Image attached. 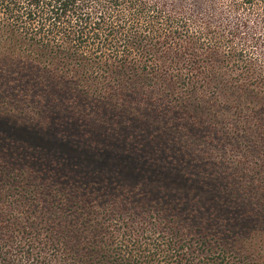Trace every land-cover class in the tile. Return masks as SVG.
I'll list each match as a JSON object with an SVG mask.
<instances>
[{
    "label": "trees",
    "instance_id": "obj_1",
    "mask_svg": "<svg viewBox=\"0 0 264 264\" xmlns=\"http://www.w3.org/2000/svg\"><path fill=\"white\" fill-rule=\"evenodd\" d=\"M223 1L264 21V0H0V69L29 73L1 80L44 87L47 123L29 127L97 159L80 160L95 180L54 169L63 207L27 187L18 214L0 202V264H264V42L220 25ZM226 144L227 176L209 150ZM127 205L153 212L124 225Z\"/></svg>",
    "mask_w": 264,
    "mask_h": 264
},
{
    "label": "rangeland",
    "instance_id": "obj_2",
    "mask_svg": "<svg viewBox=\"0 0 264 264\" xmlns=\"http://www.w3.org/2000/svg\"><path fill=\"white\" fill-rule=\"evenodd\" d=\"M167 3H171V1H167ZM193 3V1H184L183 8L189 11L192 9ZM219 4L221 12L217 15V18H219L220 25L226 28L230 26V28H233L236 27L235 25H239V23L242 24V22L246 20L247 22L245 23V27L241 30L242 38L247 39L252 35L253 37H259V39L264 42V21L260 22L253 15H246L245 12H239L238 14L231 13V11L226 8V1H223V3L220 2ZM256 53L259 54L260 52L256 51ZM1 69L0 76L6 74L14 75L17 73V75L14 77L19 80L29 74L26 69H22L21 71L15 69L6 71ZM12 82L13 81L7 83L0 78V202H3L4 205H6V207H0L6 211L14 212L15 214L23 211V209L28 206L24 200L32 198L31 193H27L24 187L35 190V192L39 194L38 197L44 198V201H50V205L53 203L51 198L53 199L54 196H57V198L54 200L56 202L55 204H61L59 207H63V203L59 200H63L64 197H62V192L59 191H62L64 188L56 184L57 180L53 182L50 181L51 176L56 175L54 173V169L57 168L59 164H62V166H69L70 164H73L74 166H72L76 167V170H81L80 174H82V176L79 177L88 178L92 176L94 178L91 180H95L96 176L94 175L92 168L81 169L80 160L86 162L85 165L89 167L91 163H94L97 161V159H91V155H89L87 151L78 150L75 139H72V141L76 143V148L70 147L67 144L56 143L57 141H54L48 135L39 134L32 130L29 125H45L47 123L48 114L46 113L47 110L45 109V98L43 95H41V91H44V87L38 85L32 91V88L29 85L22 83L26 93H23L21 96H16V94L19 93V90L16 89L20 83L15 82V84H12ZM12 93H15V95L13 96ZM36 94H38V96L34 97ZM68 106L75 108L77 104L70 102ZM65 122H68V120H58L57 124H62ZM63 134L69 138L65 132ZM241 141H245V139L241 138ZM217 148V145H215L209 149L213 155L217 156V158L212 157L211 160L215 163H223V167L217 171L220 173L226 172V176L230 173H235L234 166L240 160L239 155L241 151L234 152L233 147L230 144H226L219 149ZM55 156H57V159ZM217 159L219 161H217ZM250 162V165H244L245 170H250V168L253 166L254 160H250ZM107 163L109 164V168H118L120 171H124L129 165L116 163L113 159H109ZM48 172H52L53 174H49ZM8 174H12L11 179L14 176H17L18 179L15 180L17 183L14 181L11 182V179L7 177ZM63 176L67 177L66 179L70 185L74 184L77 186L82 184L71 182V179L74 178L75 175L65 174ZM157 177L160 178V176ZM28 178L30 184H24L23 181ZM234 179H236V181L242 185H245L249 182L246 177L241 179V176H234ZM79 180L80 179H78V181ZM46 184H49V186H46ZM94 184L96 186L93 185V187H97L96 191L93 192L94 194L92 195V199L86 203V206H88V203L90 202L95 210H98L99 213H102L104 212L105 207L109 208L110 206L105 204V199H102V205L100 201L101 194H98L99 188L97 182ZM116 185L123 187L124 185L128 184L122 182ZM56 186H58L57 191L53 190L56 188ZM50 188L51 190L48 191ZM44 189H46L48 192H44ZM70 191L74 192V189L67 190L65 195L69 194ZM22 195H26L27 198H25L26 196L23 198ZM44 201L43 199H40V203ZM9 202L10 206L8 204ZM122 202L123 200L121 201L114 197L109 198L107 203H117L120 205ZM152 207H155V205ZM125 209V211L119 212L126 216L124 219H126L128 215L134 216L140 211V208L132 205H127ZM150 209H145L144 212H141L138 215L144 214V216L147 218V214L153 212H150ZM134 217L135 218L133 220H125V223L123 224H129L132 221L135 222L139 216Z\"/></svg>",
    "mask_w": 264,
    "mask_h": 264
}]
</instances>
